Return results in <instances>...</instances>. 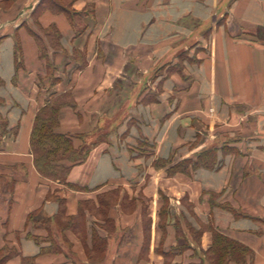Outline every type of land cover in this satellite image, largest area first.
Returning <instances> with one entry per match:
<instances>
[{
	"label": "crops",
	"instance_id": "0c3cea01",
	"mask_svg": "<svg viewBox=\"0 0 264 264\" xmlns=\"http://www.w3.org/2000/svg\"><path fill=\"white\" fill-rule=\"evenodd\" d=\"M43 1L0 0V264H213L216 234L264 264V0ZM55 100L66 183L31 151Z\"/></svg>",
	"mask_w": 264,
	"mask_h": 264
},
{
	"label": "trees",
	"instance_id": "16d2710c",
	"mask_svg": "<svg viewBox=\"0 0 264 264\" xmlns=\"http://www.w3.org/2000/svg\"><path fill=\"white\" fill-rule=\"evenodd\" d=\"M42 4L48 5L55 12L66 13L73 26L76 24L75 22L82 21V13L71 10L63 0H45ZM34 36L40 43L41 39L36 35ZM62 106L63 103L56 100L49 102L37 115L31 136V151L35 159V166L43 177L66 183L71 167L64 163L83 162L90 149L84 147L77 152L73 147L72 139L57 132ZM6 128L3 123L0 124V145L2 137L7 133ZM199 164L197 163V166ZM52 246L54 249V245ZM212 250L215 253L211 257L213 264H227V260L231 258L233 260L237 258L238 262L243 264L248 255V250L245 247L228 241L220 234H216ZM43 251L46 252L47 250L43 249Z\"/></svg>",
	"mask_w": 264,
	"mask_h": 264
},
{
	"label": "rangeland",
	"instance_id": "374dc122",
	"mask_svg": "<svg viewBox=\"0 0 264 264\" xmlns=\"http://www.w3.org/2000/svg\"><path fill=\"white\" fill-rule=\"evenodd\" d=\"M63 1L67 2L68 0H63ZM184 54H185V53H183L182 55H184ZM60 217H61V218L63 217V220H62V221H61V220L58 221V223H63V226H62V227H63V228H66V227H67V226H66L67 224H65V223H68V222L66 221L65 216L61 215ZM61 218H60V219H61ZM64 225H65V226H64ZM87 255H88V254H87ZM0 259H1V257H0Z\"/></svg>",
	"mask_w": 264,
	"mask_h": 264
}]
</instances>
